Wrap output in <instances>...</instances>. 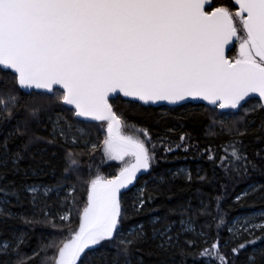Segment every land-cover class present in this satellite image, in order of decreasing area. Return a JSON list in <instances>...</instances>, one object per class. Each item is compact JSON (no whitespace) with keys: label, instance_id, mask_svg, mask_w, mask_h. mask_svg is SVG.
<instances>
[{"label":"snow or ice","instance_id":"6c2138e0","mask_svg":"<svg viewBox=\"0 0 264 264\" xmlns=\"http://www.w3.org/2000/svg\"><path fill=\"white\" fill-rule=\"evenodd\" d=\"M233 41L239 45L235 55ZM0 66V127L7 126L0 139V167L6 168L10 161L18 172L19 161L38 142L71 146L65 148L64 176L55 184L0 187V217L14 216L6 207L11 204L9 197L22 205L21 193L26 192L28 202L44 213V219L37 220L33 213L31 219L21 217L25 223L49 224L64 238L53 236L29 254L23 251L25 234L13 233V239L0 240V264H31L40 252L45 253L40 264H96L97 260L108 264L109 250H115L113 264H119L120 256L123 264H132L133 251L142 250L138 246L156 242L157 248L168 251L178 247L186 233L207 236L203 229L197 231L191 217L181 219L175 231V221L156 226L166 219L161 216L125 227L130 213L140 214L154 199L145 195L147 180L134 194L128 193L138 174L151 169L156 142L142 126H135L138 134L124 131L135 122H126L121 105L134 110L161 102L181 108L206 102L201 106L211 114L208 134L229 137L223 155L209 156L214 168L223 170L233 190L254 172L264 175V147L256 148L251 158L250 144L243 140L254 131L264 132V120L253 129L254 121L248 119L251 113L264 112V0H0ZM94 121L104 132L99 142L84 138L83 125ZM34 124L48 135L35 132ZM17 137L22 142L12 151L10 142ZM157 140L165 153L174 150L166 136ZM256 141L264 142V135H257ZM80 145L81 151L99 150L121 166L115 174L104 175L98 165L93 172L90 164L85 178L73 152ZM181 147L185 145H175ZM71 173L77 174L86 192L75 228L71 209L56 217L48 211V201L60 200L63 180ZM186 179L193 180L191 172ZM221 187L226 196L228 185ZM76 190L73 184L70 191ZM249 196L264 198V183H249L234 202ZM223 198H215V215L203 201L197 210L212 216L217 239L199 253L182 250L181 254L202 264H240L242 250L251 246L243 264H264V247L257 245L264 242V211L233 219L228 226ZM128 199L130 207L125 203ZM188 210L182 208L181 214ZM56 218L63 223H55ZM224 226L234 240L243 233L253 239L222 252L219 229ZM183 242L189 247L196 244L187 238Z\"/></svg>","mask_w":264,"mask_h":264},{"label":"trees","instance_id":"16d2710c","mask_svg":"<svg viewBox=\"0 0 264 264\" xmlns=\"http://www.w3.org/2000/svg\"><path fill=\"white\" fill-rule=\"evenodd\" d=\"M220 2V0H217ZM236 49L232 51V55L236 54ZM124 110V116L127 118L126 122H135V125L128 123L126 126L129 134H138L135 132V126H142L149 129L152 134L153 141L156 142V159L152 162V167L147 174H144L132 187L128 196L133 194L134 188L144 187V181L147 180L145 195H152L154 199L146 203L141 213L132 215L125 220V227L141 221H147L153 216L166 217L161 220L156 226L163 227L165 224L175 221L174 231L177 230L179 221L181 219L187 220L189 217L194 221L197 231L203 229L207 236V242H213L217 239V227L213 223L212 216L200 215L197 211L201 207V201L208 204L215 215V198L223 196L221 207L225 218L230 222L241 216L249 215L264 211V198L258 196H249L240 202H234V197L237 193L248 186L249 183L259 182L264 183V175L259 173H252L245 180H241L233 186L231 181L225 176V173L219 167L213 166L210 155H223L221 151L225 141L229 137L224 133L219 135H210L209 124L211 114L207 112L201 105L187 104L181 108H136L129 110L126 105H121ZM243 114V113H241ZM220 117L217 115L215 119ZM248 119L253 120L252 128L256 129L262 120H264V112H254L249 114ZM14 123V121H13ZM100 124H85L83 127L91 132L96 141L103 138L104 132L99 129ZM7 126L0 127V139L5 135ZM132 128V129H131ZM169 129H174L169 131ZM8 130H11L8 128ZM33 130L40 135H48L40 126L33 125ZM125 130V129H124ZM126 132V133H127ZM187 134L184 141L180 140V136ZM257 135H264V132L254 131L250 135L243 137L245 144H250L248 149L249 156L254 157V150L259 147H264V142L256 141ZM167 137V145L174 150L171 152H164V148L158 143V137ZM23 138L17 137L14 143L10 142L9 147L12 151L17 150V146L21 144ZM176 144L185 145V147L175 148ZM71 146L61 147L57 144H47L45 142H38L31 146L30 153H25V159L19 161L17 168L18 172L12 170V164L9 161L6 168L0 167V187L7 185L9 188L19 186L21 184L34 185H51L55 184L57 180L64 176V167L66 166L65 148ZM74 158L81 166L80 174L85 178L88 176V167L90 164H97L99 171L104 175L115 174L121 166L117 161H105L101 159L100 151L89 153L86 150L81 151L80 148H74ZM259 162V161H258ZM179 168H185L191 172L193 180L189 181L182 177H171L170 173ZM33 169L36 171L34 172ZM25 173L27 176L25 177ZM76 173H71L63 180L65 186L76 187V192L71 195V201L75 200V204H71V219L73 221L72 227L78 225V210L83 208V200L86 199L85 187L76 178ZM203 176L205 179L201 181L197 176ZM161 178L162 181H161ZM227 184V195H224V189L221 185ZM2 195V194H0ZM24 200L22 205H17L16 197H9L11 204L6 207L10 209L14 216L0 217V240L13 239V233L19 235L24 233L25 246L23 251L29 254L40 249L41 245L46 244L49 239L55 238L57 240L63 239L64 236L57 230L53 229L51 225L45 223H25L21 217H28L31 219L33 214L30 212V203L25 192L21 193ZM126 206L131 205L129 200L125 201ZM50 205L49 212L55 208L65 210L64 205L48 202ZM53 207V208H52ZM182 208L189 209L187 212L181 214ZM169 209L175 210L170 212ZM37 220L43 221L44 213L38 211L35 215ZM55 223L60 224L62 221L55 219ZM211 225L208 228L207 225ZM228 225V226H229ZM224 226L219 229V242L224 246L227 242V248L234 247L237 242L232 238L228 232L227 227ZM187 234V235H186ZM181 237V243L178 247L164 251L156 247V242L138 246L142 250L140 252L133 251L131 256L132 264H202V260H193L192 256H184L181 254L182 250L192 253H199L206 247L200 238L195 239L194 247H189L183 241L185 238L190 239L192 233H186ZM256 236L260 235L257 231ZM253 239V237L251 238ZM244 239V240H251ZM243 240V241H244ZM241 241V242H243ZM264 242L257 241L260 246ZM251 251V246L247 250H242L240 255V264H243L244 258L248 252ZM108 264H113L116 260L115 250H109ZM45 255L40 252L31 264H40L41 258ZM124 257H119V264H123ZM96 264H101L99 260Z\"/></svg>","mask_w":264,"mask_h":264},{"label":"rangeland","instance_id":"374dc122","mask_svg":"<svg viewBox=\"0 0 264 264\" xmlns=\"http://www.w3.org/2000/svg\"><path fill=\"white\" fill-rule=\"evenodd\" d=\"M238 47H239V45H238V42H237V45L235 46V49H236V51H238ZM220 119V118H219ZM218 118H217V120H219ZM85 128V136H84V138H87V139H91V140H93V141H96V139H95V137H93L92 135L89 137V136H87V133H91L88 129H87V127H84ZM132 129V128H131ZM125 132H127V130H126V127H125V130H124ZM131 132V130L130 131H128L127 133H130ZM96 142H98V141H96ZM70 146V145H69ZM78 148H80V149H82L83 148V145H80ZM101 159H105V161H109V160H107V158L106 157H103L102 156V153L100 152V155H98ZM95 166H97V164H94L93 165V168H92V171L93 172H95L96 170H97V168L95 167ZM189 171L187 170V169H185V168H179L178 170H176V171H172L171 173H170V176L171 177H182V178H185L186 179V174L188 173ZM187 180V179H186ZM70 187L71 186H65V188L63 189V191L61 192V197H60V200H56V198L55 197H53V199H51V202H53V203H55V204H61V205H64V207H65V210H62V209H57V208H55L56 206H54V208H53V210L51 211V212H49L50 213V216H52V217H56L57 216V214L58 213H63L64 211H67V210H69V206L72 204V201H71V195L73 194V192H71L70 191ZM143 187V186H142ZM135 191H136V188H134V190H133V194L135 193ZM26 193V192H25ZM27 195H29L28 193H26ZM65 197H66V203H62V201H64V199H65ZM129 200V203H131V200L130 199H128ZM50 201V200H49ZM48 201V202H49ZM38 211H39V209H33V207H32V205L30 204V212L33 214V213H35V215L38 213ZM48 211H49V209H48ZM259 213V212H258ZM252 214H256V213H252ZM250 215V214H249ZM249 215H245V216H249ZM245 216H241V217H245ZM241 217H238V218H236V219H240ZM56 219H58V218H56ZM59 220V219H58ZM259 220H260V217L257 215V217H256V222H259ZM229 226H231V223H230V225ZM179 227H180V225H178V227H177V230L179 229ZM190 233H192V232H190ZM256 234V233H255ZM185 235V234H184ZM183 235V236H184ZM187 235V234H186ZM232 236V235H231ZM197 238H200L201 240H202V242H203V244H205V236H197L195 233H192L191 234V238L190 239H192V240H195V239H197ZM252 238V236H249L248 235V233H243L242 234V236L240 237V239L239 240H235L237 243H240L241 241H243L244 239H251ZM212 242H207V245H206V247H208V246H210V244H211ZM261 247H264V243L262 244V245H260ZM228 249H230V248H225L224 246L222 247V245H221V251L222 252H227L228 251Z\"/></svg>","mask_w":264,"mask_h":264},{"label":"water","instance_id":"95a60500","mask_svg":"<svg viewBox=\"0 0 264 264\" xmlns=\"http://www.w3.org/2000/svg\"><path fill=\"white\" fill-rule=\"evenodd\" d=\"M233 44L235 46L236 44V41H233ZM230 47H232V45H230ZM234 49V48H233ZM2 67V66H0ZM257 101H258V98H257ZM190 104H193V105H203V104H206V102H194V103H190ZM152 108H161V107H168V108H178V106H174V105H169L167 104V102H161L160 104H157V105H153L151 106ZM91 124H100V122H91ZM145 173H139L138 174V178H137V181L144 175ZM135 181L134 184L137 182ZM133 185H130L129 187H132ZM122 191H125V190H122Z\"/></svg>","mask_w":264,"mask_h":264},{"label":"bare ground","instance_id":"6f19581e","mask_svg":"<svg viewBox=\"0 0 264 264\" xmlns=\"http://www.w3.org/2000/svg\"><path fill=\"white\" fill-rule=\"evenodd\" d=\"M189 104V103H188ZM187 105V104H186Z\"/></svg>","mask_w":264,"mask_h":264},{"label":"flooded vegetation","instance_id":"af4514ba","mask_svg":"<svg viewBox=\"0 0 264 264\" xmlns=\"http://www.w3.org/2000/svg\"><path fill=\"white\" fill-rule=\"evenodd\" d=\"M192 105V104H191Z\"/></svg>","mask_w":264,"mask_h":264}]
</instances>
